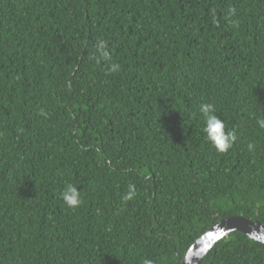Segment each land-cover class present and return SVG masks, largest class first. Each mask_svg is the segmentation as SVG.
<instances>
[{
  "label": "trees",
  "instance_id": "16d2710c",
  "mask_svg": "<svg viewBox=\"0 0 264 264\" xmlns=\"http://www.w3.org/2000/svg\"><path fill=\"white\" fill-rule=\"evenodd\" d=\"M257 119L264 0H0V264H180L223 218L264 224ZM199 264H264V244L234 231Z\"/></svg>",
  "mask_w": 264,
  "mask_h": 264
},
{
  "label": "clouds",
  "instance_id": "9594fccd",
  "mask_svg": "<svg viewBox=\"0 0 264 264\" xmlns=\"http://www.w3.org/2000/svg\"><path fill=\"white\" fill-rule=\"evenodd\" d=\"M101 48L104 47L103 43L100 45ZM101 56L107 60L109 59V53L105 50L101 52ZM120 66L118 64H113L110 67L111 72L118 71ZM199 112L205 122L204 132L206 134V139L211 142L215 149L220 153L227 152L235 143L237 135L234 131H225V121L220 119L214 114V106L210 103L201 104L199 106ZM46 115L45 113H42ZM257 124L261 129H264V119H257ZM249 150L254 149V145L249 143ZM136 195V190L134 185L128 186L127 193L123 196V201L127 202L132 200ZM64 203L69 208H76L81 203L80 191L76 185L67 184L64 191L61 193ZM144 264H153L151 260H144Z\"/></svg>",
  "mask_w": 264,
  "mask_h": 264
},
{
  "label": "water",
  "instance_id": "95a60500",
  "mask_svg": "<svg viewBox=\"0 0 264 264\" xmlns=\"http://www.w3.org/2000/svg\"><path fill=\"white\" fill-rule=\"evenodd\" d=\"M234 231L243 232L264 244V224L244 216L226 217L215 223L193 242L180 264H199L222 238Z\"/></svg>",
  "mask_w": 264,
  "mask_h": 264
}]
</instances>
